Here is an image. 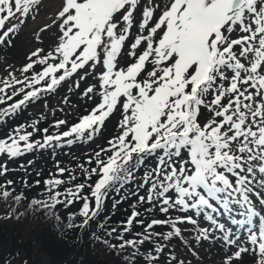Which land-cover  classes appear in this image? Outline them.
I'll use <instances>...</instances> for the list:
<instances>
[{"label": "snow or ice", "instance_id": "6c2138e0", "mask_svg": "<svg viewBox=\"0 0 264 264\" xmlns=\"http://www.w3.org/2000/svg\"><path fill=\"white\" fill-rule=\"evenodd\" d=\"M39 3L0 0V46L11 45L19 27L12 21L26 22ZM53 25L59 30L55 46L33 51L19 69L22 79L9 73L10 79L0 80V104L6 105L0 122L74 76L79 77L75 88L95 77L97 83L82 95L99 100L76 122L54 120L52 127L62 131L40 128L39 120L16 124L0 138V156L7 157L0 177L10 171L9 160L26 153L50 149L55 154L92 141L119 110V131L87 158L95 167L77 165L83 182L75 183L74 171L57 162L56 172L43 181L46 199L33 197L28 207L59 223L57 206L79 203L77 212L68 213L66 227L85 230L101 215L110 192L130 189L112 204L136 197L121 227H109L105 217L97 223L104 236L92 233L120 264L138 259L185 264L168 247L180 239L193 251L182 224L193 226L195 243L223 242L221 264H234L243 254L251 264H264V0H61L40 31ZM13 184L12 179L0 184V200L9 208L6 219L24 215L16 207L27 198L16 194ZM24 185L30 187L27 180ZM145 204V212L158 209L163 218L142 219L137 205ZM134 223L143 230L125 238ZM146 243L151 247L144 248Z\"/></svg>", "mask_w": 264, "mask_h": 264}, {"label": "trees", "instance_id": "16d2710c", "mask_svg": "<svg viewBox=\"0 0 264 264\" xmlns=\"http://www.w3.org/2000/svg\"><path fill=\"white\" fill-rule=\"evenodd\" d=\"M65 83L61 84L54 93H45L43 97L52 100L64 91V86L66 88ZM14 99H17V97ZM11 102L8 101V103ZM35 105L33 103L19 115L6 122H0V134L3 133V136H5L18 123H31L35 119L33 117L37 116V113L40 114L37 112L33 114L34 116L32 115V109L36 107ZM2 107H6V105L0 104V108ZM69 113L70 111L65 112L64 116ZM38 117L42 116L38 115ZM20 119L26 120L21 121ZM38 126L40 128L52 127L41 121ZM110 127V123H105L100 132L106 133H103L101 137L110 132ZM37 137L38 135L35 138ZM95 151H98V149L93 141L77 142L71 147L65 146L56 149L55 154L52 150L45 149L29 152L22 157L8 161L7 167L10 171L5 176L0 177V184L12 179L14 181L12 187L15 189L16 194L23 192L27 199L22 200L20 205L16 207L17 213H24L19 219L15 217L4 218L9 208L0 200V264H25V262L27 264H120V257L114 254L105 244L97 241L92 233L96 232L98 235L104 236L103 231L97 228V223L103 221L105 217H110L109 227H121L120 222L126 221L128 216L131 215V205L135 202L136 197L129 195L128 199L117 204L115 208L112 207V204L114 200H119L121 195L128 194L130 189L122 190L119 195L110 192L109 198L103 205L101 215L96 221L90 222V226L85 230L66 227L68 213L77 212L81 206L79 203H74L68 208L58 205L55 211L61 217L59 223L54 218H46L44 210H33L28 207L29 201L33 197L46 199V195L43 194L45 187L43 181L49 178L50 173L56 172L57 162H59L60 167H66L74 171L77 177L75 183L83 182L84 177L77 165L84 164L86 168L91 167L93 164L89 165L87 158ZM6 159L7 157L0 156V163H3ZM28 161H32V163L29 164ZM66 177L67 173L63 178ZM37 179L41 181L39 185L35 184ZM25 180H27L30 187H25ZM87 191L88 189H85V192ZM140 194H144L143 191ZM147 207H149L147 204L137 205V210L142 212L141 218L146 222L151 218H163L158 209L145 212L144 209ZM178 214V212H172L173 216ZM80 219L81 217L77 216L76 222H79ZM162 229L165 230L162 227H157L155 230L162 232ZM142 230L139 225L134 223L132 232L126 234L125 238H131L132 235ZM110 239H112V242H116L114 237ZM177 244V242L171 241L168 246L169 250L174 248L177 257L183 259L185 264H197L191 255H189L190 257L182 255ZM149 247L151 245L147 243L144 246V248ZM144 248L141 249L142 253H144ZM137 264H144L143 259H138Z\"/></svg>", "mask_w": 264, "mask_h": 264}, {"label": "rangeland", "instance_id": "374dc122", "mask_svg": "<svg viewBox=\"0 0 264 264\" xmlns=\"http://www.w3.org/2000/svg\"><path fill=\"white\" fill-rule=\"evenodd\" d=\"M60 2L61 0H40V3L35 6L31 13V17L34 18L30 17L22 24L20 23L19 17L12 21V23L18 24L19 27L15 35L12 36L11 45L0 46V80H4L5 78L10 79L9 73H12L17 78L22 79L23 77L21 76L19 69H21L25 63L29 62L28 58L30 57L31 53L37 48H42L45 50V52H47L55 46L59 31L58 28L53 25L44 31H40V29L43 28L46 23L50 24L51 18L60 6ZM138 15L139 13H137V16ZM135 31L136 29L134 27L133 32L135 33ZM37 37H39V39H37ZM36 70H40V66H37ZM97 71H100V69L97 68ZM78 78V76H74L67 80L65 83L66 88L64 86V91H62L52 100H49L46 97L35 103L36 107L32 109V115L36 114L37 112L40 114L37 113V116L33 115V118H35L33 121L39 120L41 122H45L47 125L52 126V122L54 120L66 119L69 123H73L78 121L79 117L82 115L87 114L91 108L95 106V102H98L99 97H95L94 100H88L82 95V92L89 84H95L97 81L95 77L89 75L85 80L80 82V88H75V80ZM2 86L3 85L0 84V87ZM17 86L20 87L19 85ZM65 97L68 98L67 102L64 100ZM45 100H47V106H45ZM68 111H70V113L64 116L65 112ZM38 115H41L42 117H38ZM120 119L121 113L119 110H117L105 121H110V132L101 137L103 133H106L102 131L92 140L98 150L100 147H107V141L117 134L119 131L118 123ZM20 120L23 121L22 119ZM49 129L52 132L63 130V128L57 130L53 127ZM2 137L3 133L2 135L0 134V138ZM39 138L40 135L38 134L37 139ZM91 167H95V164L91 165ZM95 179L96 177L93 176L92 180L94 181ZM219 219L229 227H233L223 216L219 217ZM200 224L204 226L205 222L200 219ZM180 227L187 230L184 232V237L186 240H188L191 248L193 249V251H189L180 239H173L172 241L178 243L177 246H179L178 249L180 252H182V255L184 254L188 257L191 255L197 264H221V260L225 252V248L223 247V242L221 240L209 239L202 240L200 243H195V232L193 226L190 224H182ZM163 231H166V229H162V232ZM219 235H221L219 232L215 233V236ZM245 239L246 237L241 235L240 242L244 241ZM231 251H236V248L232 247ZM234 264H251V258L248 254H243L242 260L234 261Z\"/></svg>", "mask_w": 264, "mask_h": 264}]
</instances>
